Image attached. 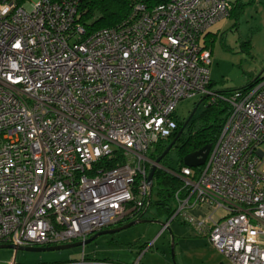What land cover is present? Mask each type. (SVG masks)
Segmentation results:
<instances>
[{
	"label": "built area",
	"instance_id": "built-area-1",
	"mask_svg": "<svg viewBox=\"0 0 264 264\" xmlns=\"http://www.w3.org/2000/svg\"><path fill=\"white\" fill-rule=\"evenodd\" d=\"M80 1L0 0V245L60 246L142 219L151 151L175 131L178 104L198 99L228 109L203 165L166 171L181 182L170 221L232 264H264V78L209 89L204 39L229 0L137 4L91 34ZM199 206L210 213L195 219Z\"/></svg>",
	"mask_w": 264,
	"mask_h": 264
},
{
	"label": "rangeland",
	"instance_id": "rangeland-1",
	"mask_svg": "<svg viewBox=\"0 0 264 264\" xmlns=\"http://www.w3.org/2000/svg\"><path fill=\"white\" fill-rule=\"evenodd\" d=\"M227 25L208 40L211 51L210 91L236 90L250 84L264 69V0H233ZM198 99L184 100L176 114L182 119ZM202 110H197L198 115ZM154 152V149L151 153ZM175 150L167 154L165 171L177 166ZM170 174V173H169ZM155 190L143 220L126 230L104 235L88 245L62 251L26 252L0 249V264H54L81 257L118 264H232L220 255L195 228L154 206ZM173 211L174 204H168ZM164 227V225H166ZM173 250L171 253V244Z\"/></svg>",
	"mask_w": 264,
	"mask_h": 264
},
{
	"label": "trees",
	"instance_id": "trees-1",
	"mask_svg": "<svg viewBox=\"0 0 264 264\" xmlns=\"http://www.w3.org/2000/svg\"><path fill=\"white\" fill-rule=\"evenodd\" d=\"M166 1L167 0H81L79 4L80 21L85 26L86 33L91 34L101 29L115 28L120 25L130 16L133 7L137 4H142L151 8ZM262 77L264 78V71L247 86ZM247 86L236 90L244 89ZM231 91L234 90L219 93L228 94ZM198 107H202L201 112L190 119L180 137L170 150H175L178 159L176 169L173 171L177 172L184 166L182 160L186 155L194 153L207 145L210 147L214 145L228 109L226 104L220 101H216L210 105H206L205 101H203ZM185 120V117L180 119L176 115L177 127L175 131L172 136L167 139L168 142L166 144L162 145V143H158L155 146L154 152L149 156L152 162L163 153L168 143L174 140ZM166 158L167 155L160 161L161 168L157 169L154 173L152 191L155 190L156 201L154 202V206L156 209L167 213L169 217H171L175 209H173V211L169 210L168 204L173 202L174 194L179 189L181 182L177 177L164 170ZM143 218L144 215L142 216V219Z\"/></svg>",
	"mask_w": 264,
	"mask_h": 264
},
{
	"label": "water",
	"instance_id": "water-1",
	"mask_svg": "<svg viewBox=\"0 0 264 264\" xmlns=\"http://www.w3.org/2000/svg\"><path fill=\"white\" fill-rule=\"evenodd\" d=\"M264 69L261 71V73L259 74V76L263 73ZM202 101V100H201ZM201 101H199L195 107L191 110L190 114L188 115V117L186 118L183 126L181 127V129L179 130V132L177 133L176 137L174 138V140L167 146V148L163 151V153L156 158V160L154 161V165L152 166L149 175H148V181L151 183L153 180V176L154 173L157 169L161 168L160 165V161L169 153V151L172 149L173 145L175 144L176 140L180 137L181 133L183 132L184 128L186 127V125L188 124V122L190 121V119L194 116L199 104L201 103ZM210 151V146L207 145L203 148H201L200 150L188 154L186 155L182 162L183 165L188 167V168H197L203 165L208 153ZM146 221L139 218V219H135L132 220L124 225L115 227V228H110V229H106L100 232L95 233L94 235H92L91 237H89L88 239L84 240V241H79V242H73L70 244H65V245H60V246H50V247H20L18 249H15L13 246L11 245H0V249H13L15 251L20 250V251H26V252H52V251H62V250H67V249H72V248H78V247H83L85 245L90 244L91 242L95 241L97 238L104 236V235H112L115 233H118L120 231L126 230L136 224H140V223H145ZM171 253L173 250V241H171ZM173 255V253H172Z\"/></svg>",
	"mask_w": 264,
	"mask_h": 264
},
{
	"label": "crops",
	"instance_id": "crops-1",
	"mask_svg": "<svg viewBox=\"0 0 264 264\" xmlns=\"http://www.w3.org/2000/svg\"><path fill=\"white\" fill-rule=\"evenodd\" d=\"M233 0H229L231 3ZM227 25L226 21H218L215 23L206 33L205 35V46L208 47V40L212 37L217 36L221 31L224 30L225 26ZM212 83L210 79V84ZM190 215L195 219H201L206 215H209L210 210L205 206H199L189 211Z\"/></svg>",
	"mask_w": 264,
	"mask_h": 264
},
{
	"label": "flooded vegetation",
	"instance_id": "flooded-vegetation-1",
	"mask_svg": "<svg viewBox=\"0 0 264 264\" xmlns=\"http://www.w3.org/2000/svg\"><path fill=\"white\" fill-rule=\"evenodd\" d=\"M196 103H197V101H196V102H193V104H192V106H191V109L188 111V113H187V115L185 116V118L188 117V115L190 114L191 110L195 107ZM198 108H199V107H198ZM198 108H197V110H198ZM197 110H196V112H195L194 115H196ZM193 117H194V116H193ZM172 141H173V140H172ZM167 142H168L167 140L164 141V142H162V145L166 144ZM169 144H170V143H168V145H169ZM168 145H167V146H168ZM130 221H132V220L124 219V220H122L120 223H118L117 225H115V226H113V227H111V228H115V227H118V226L124 225V224H126V223H128V222H130ZM109 229H110V228H109Z\"/></svg>",
	"mask_w": 264,
	"mask_h": 264
}]
</instances>
